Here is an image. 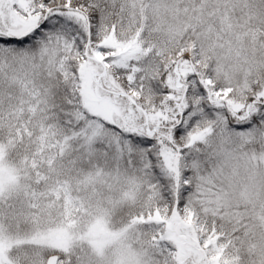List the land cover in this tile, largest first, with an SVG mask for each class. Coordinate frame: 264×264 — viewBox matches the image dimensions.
Returning <instances> with one entry per match:
<instances>
[{
  "label": "snow or ice",
  "instance_id": "6c2138e0",
  "mask_svg": "<svg viewBox=\"0 0 264 264\" xmlns=\"http://www.w3.org/2000/svg\"><path fill=\"white\" fill-rule=\"evenodd\" d=\"M0 264H264V0H0Z\"/></svg>",
  "mask_w": 264,
  "mask_h": 264
}]
</instances>
